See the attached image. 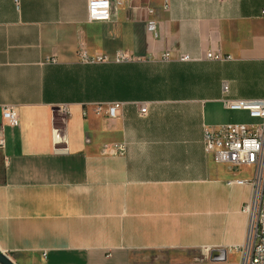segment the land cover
Returning a JSON list of instances; mask_svg holds the SVG:
<instances>
[{"label":"crops","instance_id":"1","mask_svg":"<svg viewBox=\"0 0 264 264\" xmlns=\"http://www.w3.org/2000/svg\"><path fill=\"white\" fill-rule=\"evenodd\" d=\"M88 1L0 0V251L16 264H239L254 169L215 163L204 128L232 123L223 97H264V0H110L106 21ZM101 102L122 104L108 117Z\"/></svg>","mask_w":264,"mask_h":264},{"label":"built area","instance_id":"2","mask_svg":"<svg viewBox=\"0 0 264 264\" xmlns=\"http://www.w3.org/2000/svg\"><path fill=\"white\" fill-rule=\"evenodd\" d=\"M116 4L131 0H114ZM167 7L168 0H162ZM87 14L90 21H106L111 18L112 7L110 0H89ZM264 17V9L262 11ZM80 59L84 62H99L108 60L107 55L99 54L89 56L81 48ZM171 52L166 51L164 58L169 59ZM207 58H217L213 52L206 54ZM181 61L192 60L189 54H181ZM131 56L120 51L116 61L130 60ZM225 109L245 111L254 119L253 122L222 123L204 128V146L206 153L215 163L224 164L232 171L243 167H253V176L250 179L252 186L250 200L245 204L244 211L248 214L247 235L244 244L240 247L241 259L239 264H264V97L258 99H234L223 97L221 99ZM120 102L95 103L94 112L115 117L121 108ZM58 110L65 115L70 114L67 104L59 105ZM146 112V107L141 108ZM86 113V112H85ZM2 118L4 125L12 128L19 126V114L15 107L3 108ZM4 145L3 129L0 127V146ZM122 149V146H117ZM245 180L237 179L228 183H243Z\"/></svg>","mask_w":264,"mask_h":264},{"label":"rangeland","instance_id":"3","mask_svg":"<svg viewBox=\"0 0 264 264\" xmlns=\"http://www.w3.org/2000/svg\"><path fill=\"white\" fill-rule=\"evenodd\" d=\"M221 117L224 122L242 121L244 123H250L254 121L245 111L225 110L221 113Z\"/></svg>","mask_w":264,"mask_h":264},{"label":"water","instance_id":"4","mask_svg":"<svg viewBox=\"0 0 264 264\" xmlns=\"http://www.w3.org/2000/svg\"><path fill=\"white\" fill-rule=\"evenodd\" d=\"M0 264H16L14 261L5 253L0 251Z\"/></svg>","mask_w":264,"mask_h":264}]
</instances>
